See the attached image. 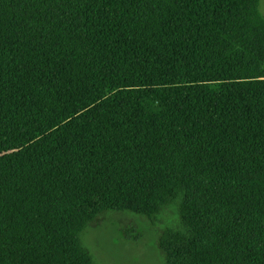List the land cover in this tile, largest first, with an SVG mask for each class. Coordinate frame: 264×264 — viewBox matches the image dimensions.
Instances as JSON below:
<instances>
[{
	"label": "trees",
	"instance_id": "obj_1",
	"mask_svg": "<svg viewBox=\"0 0 264 264\" xmlns=\"http://www.w3.org/2000/svg\"><path fill=\"white\" fill-rule=\"evenodd\" d=\"M261 2L0 0V264H264Z\"/></svg>",
	"mask_w": 264,
	"mask_h": 264
},
{
	"label": "rangeland",
	"instance_id": "obj_2",
	"mask_svg": "<svg viewBox=\"0 0 264 264\" xmlns=\"http://www.w3.org/2000/svg\"><path fill=\"white\" fill-rule=\"evenodd\" d=\"M261 11L264 15V0ZM158 219L160 229L176 227L180 221L178 205L166 208ZM83 242L97 264H165L154 245L153 235L142 224L126 237L116 225L106 223L102 228L89 229Z\"/></svg>",
	"mask_w": 264,
	"mask_h": 264
}]
</instances>
